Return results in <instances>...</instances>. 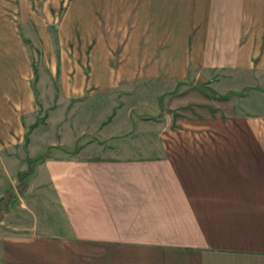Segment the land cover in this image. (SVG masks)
I'll return each mask as SVG.
<instances>
[{"label": "crops", "instance_id": "0c3cea01", "mask_svg": "<svg viewBox=\"0 0 264 264\" xmlns=\"http://www.w3.org/2000/svg\"><path fill=\"white\" fill-rule=\"evenodd\" d=\"M127 1L115 85L103 60L95 85L33 81L0 14V197L42 157L0 213V264H264V108L236 98L264 85V0ZM143 79L155 121L101 103Z\"/></svg>", "mask_w": 264, "mask_h": 264}, {"label": "rangeland", "instance_id": "374dc122", "mask_svg": "<svg viewBox=\"0 0 264 264\" xmlns=\"http://www.w3.org/2000/svg\"><path fill=\"white\" fill-rule=\"evenodd\" d=\"M127 2V0H2L0 7H5L6 12H0V14L7 16V19L12 23L13 35L18 38V46H22L28 56L31 69L35 70L33 81L38 79L37 69H39L41 78H44V83L47 85L59 84L60 78H64V81L69 84H83L85 81L89 83L92 79L91 81L95 85L98 79L97 75L100 76L102 70L99 68L103 60V63H108L107 71H109L110 77L112 76L111 82L115 85L116 83L124 84L123 81H117L114 75L117 73V68L119 69L118 61L121 57L119 55L122 53L123 44L122 40L118 38L117 14L123 9L124 3L127 5ZM32 24L34 25L32 26ZM53 56L56 59V70L54 68L51 71L49 65L52 63ZM51 72L55 74L53 79L50 75ZM189 82L191 83V81ZM156 83L151 79H143L134 85V92H128L127 86H122L120 89H113L116 91L101 98L100 101L107 105L104 101L110 100L108 96H113L119 105L122 104L121 100L129 101L139 107L138 117L145 122L155 121L159 115L154 102L158 101L157 93L161 88L157 87V84L161 82ZM128 86L133 89V86ZM45 93L48 101L52 94ZM178 94L180 95V87H174L171 96H166H170V99L173 100ZM236 94L237 108L241 111L252 110L254 114L259 112L261 107L264 108V85L243 88ZM126 96L128 97L126 98ZM176 99L178 98L174 100ZM246 100L248 101L245 106L244 101ZM172 109L174 117L188 115L187 111H182L180 108ZM46 115H49V112ZM109 117L105 116L104 118L107 120ZM85 118H87L86 115L78 112V120L85 122ZM60 151L68 152L64 149H60ZM41 158L21 157L23 163L26 161V167L16 174L17 184L15 192L11 193L15 196L12 200H15L24 191H19L21 188L18 182L20 174L26 172L27 175L30 170L33 171L37 160ZM29 176L27 179L24 177L26 182ZM7 195L0 197V213L3 214L5 213L3 204L6 202Z\"/></svg>", "mask_w": 264, "mask_h": 264}, {"label": "trees", "instance_id": "16d2710c", "mask_svg": "<svg viewBox=\"0 0 264 264\" xmlns=\"http://www.w3.org/2000/svg\"><path fill=\"white\" fill-rule=\"evenodd\" d=\"M40 160V159H39ZM39 160H37V161H39ZM28 162V161H27ZM33 171L32 170H30L28 173H27V175L25 174L26 172H24V173H22V174H20V176L18 177V182H19V186L21 187V188H19V191H23L24 190V187H25V185H26V179H27V177L32 173ZM24 175H26V176H24ZM24 177H26V179H24ZM15 196H13L12 194H8L7 195V201L3 204V209H4V211H6L7 210V203H8V201H11L13 198H14Z\"/></svg>", "mask_w": 264, "mask_h": 264}, {"label": "water", "instance_id": "95a60500", "mask_svg": "<svg viewBox=\"0 0 264 264\" xmlns=\"http://www.w3.org/2000/svg\"><path fill=\"white\" fill-rule=\"evenodd\" d=\"M3 211V210H2Z\"/></svg>", "mask_w": 264, "mask_h": 264}]
</instances>
